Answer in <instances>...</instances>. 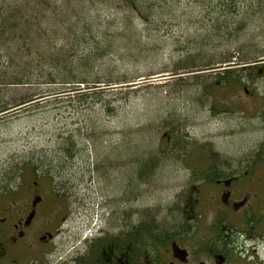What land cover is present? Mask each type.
<instances>
[{
	"label": "rangeland",
	"instance_id": "374dc122",
	"mask_svg": "<svg viewBox=\"0 0 264 264\" xmlns=\"http://www.w3.org/2000/svg\"><path fill=\"white\" fill-rule=\"evenodd\" d=\"M149 1L145 10L143 0L135 7L50 0L52 46L25 55L3 77L27 82L3 85L6 101L31 100L0 114V182L8 175L7 188L17 191L0 199V227L10 233L1 218L28 204L34 181L44 198L37 223L51 214L55 224L52 248L26 238L14 264H73L69 255L95 250L94 235L102 245L130 223L168 227L202 217L217 172L256 174L252 189H264V0L213 11L208 4L220 0ZM147 11L151 23L141 17ZM137 28L140 39L122 40ZM77 31L85 42L74 43ZM54 59L71 74L50 66ZM224 69L246 77L245 86L220 84ZM50 72L67 82L47 83ZM27 162L36 166L32 174ZM15 166H27L23 180ZM42 173L54 175V189Z\"/></svg>",
	"mask_w": 264,
	"mask_h": 264
},
{
	"label": "flooded vegetation",
	"instance_id": "af4514ba",
	"mask_svg": "<svg viewBox=\"0 0 264 264\" xmlns=\"http://www.w3.org/2000/svg\"><path fill=\"white\" fill-rule=\"evenodd\" d=\"M248 175L247 180L239 174L213 180L215 189L204 195L202 217H185L183 229L178 230L172 224L164 233H151L142 227L148 223H135L134 230L138 229L131 233L134 230L130 232L126 225L119 237L109 240L103 249L98 248L102 237H92L90 244L98 250H78L71 261L73 264H264V189H252L259 178L256 174ZM38 186L39 182L34 181L31 199L25 207L10 206L9 217L1 218L9 220L10 233L5 228L2 232L15 262L22 254L16 247L26 238L40 241L43 245L39 248H52L54 244L53 216L48 215L43 227L37 223L44 203ZM42 230L45 235L38 237Z\"/></svg>",
	"mask_w": 264,
	"mask_h": 264
},
{
	"label": "trees",
	"instance_id": "16d2710c",
	"mask_svg": "<svg viewBox=\"0 0 264 264\" xmlns=\"http://www.w3.org/2000/svg\"><path fill=\"white\" fill-rule=\"evenodd\" d=\"M49 1L50 0H0V88L3 87V85L7 83L20 84V83L26 82V81H22V79L21 80L19 79L3 80V77L8 73L9 67L16 68L17 66H20L23 63L25 55L30 54L32 51H40L42 46L45 44L49 43L52 46V42H51V38L53 36L52 34L56 32H50L49 30L45 29V27L50 26L49 21H47L49 17H48V10L46 7L47 4L49 5ZM124 1L127 5L131 7H135L142 0H124ZM143 1L146 2L145 10H149L154 5L149 0H143ZM208 6L210 8L209 9L210 11H213L216 7H221L223 10H228L230 8L237 7L238 2L237 0H226V2H223L220 0L217 4H215L214 7L212 6L210 7L209 4ZM252 6H255V5H252ZM136 12H140V10ZM151 16H152V13L150 11H147V13L145 15L142 14L141 17L145 20V22L151 23ZM153 16L155 19H157L158 23H160L161 21L164 22V20H166L165 18L166 16L160 12L153 14ZM82 20L84 22L85 27L90 26L88 24L89 22H93L91 16L89 17L84 16ZM134 34L137 36L138 39H140L142 35V29L137 28L134 33L121 34L122 40H124L125 38L127 39L130 38L131 40H133L132 38ZM85 36L86 35H84L83 32L77 31L76 38L73 39L74 43L80 44L81 42H85L86 39H82V38H86ZM122 44H126V43L124 42L120 43L118 46H121ZM111 46L113 45L111 44ZM253 61L257 62L260 60L255 59ZM53 62L55 63V66L57 67L56 70L59 71V73H63V71L65 70L66 72H69L71 74L73 69H71L68 66L63 65V68H64L63 70V68H60L61 65L59 64V62L61 61L57 62L55 59L52 60V62L50 63V66L52 65ZM30 64H26V66ZM232 72L233 71L231 69H224L220 71L218 74H221L223 77L226 76L224 78V82H222L223 80L219 81L221 82L220 84H224L225 82L229 81V79H234V80L238 79L237 81H240V83H242L244 78H246L244 76L238 77L236 75H233ZM52 76H53L52 72L48 73L47 79L44 81H46L47 83H56V82H67L68 80V78H66V75H64L65 78H63V81L55 82V79ZM71 80L73 81L74 79H71ZM30 83H33V82H30ZM245 84L246 82L243 81L244 86ZM30 100L31 99L19 101V102H8L4 99V97L0 96V114L10 109H13V108H16V109L22 108L24 104L29 102ZM148 161H153V159L152 160L149 159L147 161L142 162V166L139 170V174L142 173V170ZM26 165L28 167L31 166L30 169L32 170L30 171V173L32 174V171H34L36 166L29 162H27ZM26 167L23 169L18 166H15V168L13 169L14 175L19 176V177L22 176V180H23L24 174L26 173ZM217 173L218 174H216V176L213 177V180L214 179L216 180L218 178L228 177L227 174H223L219 172ZM42 174L45 176L47 175L50 176L49 178L52 179V188L54 189V185H55L54 175L45 174V173H42ZM14 175H12V177ZM7 181H8V175H5L0 182V199L8 197L9 195H13L15 194V192H17L14 189L7 188V185H8ZM134 225L135 223L134 224L130 223L129 225H127V227H129L130 229V232L135 229ZM142 227L148 228L151 233H164L165 230H168L171 228V226L165 227L164 225H161L158 223L155 225V223H152V222H148V224L144 226L142 225ZM175 227L178 230H180V229H183L184 224L176 223ZM136 230L132 231L131 233H134ZM2 231L3 230L0 227V264H14L15 259H13L14 257L10 256L8 253V246H7L8 242L4 236L5 234ZM106 246H107V243L102 244V245L99 244L98 248L103 249ZM98 248L95 247V249L97 250Z\"/></svg>",
	"mask_w": 264,
	"mask_h": 264
},
{
	"label": "bare ground",
	"instance_id": "6f19581e",
	"mask_svg": "<svg viewBox=\"0 0 264 264\" xmlns=\"http://www.w3.org/2000/svg\"><path fill=\"white\" fill-rule=\"evenodd\" d=\"M101 228V227H100Z\"/></svg>",
	"mask_w": 264,
	"mask_h": 264
}]
</instances>
